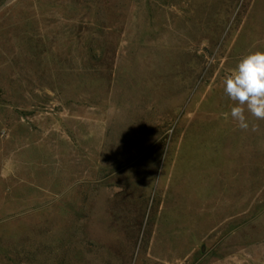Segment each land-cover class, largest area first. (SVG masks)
I'll use <instances>...</instances> for the list:
<instances>
[{"label":"rangeland","instance_id":"obj_1","mask_svg":"<svg viewBox=\"0 0 264 264\" xmlns=\"http://www.w3.org/2000/svg\"><path fill=\"white\" fill-rule=\"evenodd\" d=\"M253 51L264 0L0 8V264H264V120L221 83Z\"/></svg>","mask_w":264,"mask_h":264},{"label":"clouds","instance_id":"obj_2","mask_svg":"<svg viewBox=\"0 0 264 264\" xmlns=\"http://www.w3.org/2000/svg\"><path fill=\"white\" fill-rule=\"evenodd\" d=\"M221 83L225 95L233 102L230 116L238 128L249 129V115L264 120V51L242 56ZM223 115L227 119L229 113Z\"/></svg>","mask_w":264,"mask_h":264},{"label":"water","instance_id":"obj_3","mask_svg":"<svg viewBox=\"0 0 264 264\" xmlns=\"http://www.w3.org/2000/svg\"><path fill=\"white\" fill-rule=\"evenodd\" d=\"M12 1H14V0H5L4 3L1 5L0 8L4 7L5 5L10 4Z\"/></svg>","mask_w":264,"mask_h":264}]
</instances>
